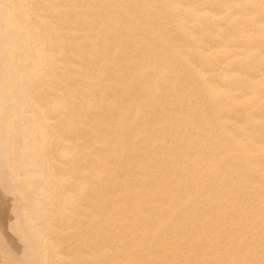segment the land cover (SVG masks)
Instances as JSON below:
<instances>
[{
  "label": "bare ground",
  "instance_id": "1",
  "mask_svg": "<svg viewBox=\"0 0 264 264\" xmlns=\"http://www.w3.org/2000/svg\"><path fill=\"white\" fill-rule=\"evenodd\" d=\"M0 264H264V0H0Z\"/></svg>",
  "mask_w": 264,
  "mask_h": 264
}]
</instances>
